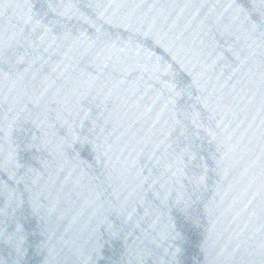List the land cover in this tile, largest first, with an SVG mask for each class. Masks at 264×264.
Instances as JSON below:
<instances>
[{"label":"water","instance_id":"95a60500","mask_svg":"<svg viewBox=\"0 0 264 264\" xmlns=\"http://www.w3.org/2000/svg\"><path fill=\"white\" fill-rule=\"evenodd\" d=\"M0 264H264V0H0Z\"/></svg>","mask_w":264,"mask_h":264}]
</instances>
